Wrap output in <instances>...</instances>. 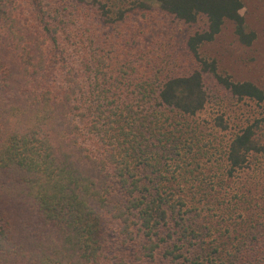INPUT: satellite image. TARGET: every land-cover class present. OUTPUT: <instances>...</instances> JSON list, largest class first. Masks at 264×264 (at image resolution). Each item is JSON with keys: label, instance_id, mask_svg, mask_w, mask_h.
I'll list each match as a JSON object with an SVG mask.
<instances>
[{"label": "trees", "instance_id": "obj_1", "mask_svg": "<svg viewBox=\"0 0 264 264\" xmlns=\"http://www.w3.org/2000/svg\"><path fill=\"white\" fill-rule=\"evenodd\" d=\"M77 3L76 18L82 21L78 37L84 45L78 51L80 66H66L61 75L59 58L47 50L49 41L59 47L67 21L58 1L39 0L30 25L16 0H0V264H107L115 226L136 242L142 240L149 264L158 262L163 243L161 264H226L219 255L202 259L198 248L192 250L198 232L184 222L187 201L177 195L183 187L176 190L163 182L171 179L147 173L140 124L142 116L162 109L200 113L208 101L206 75L238 98L264 102V89L222 74L217 60L200 52L226 21L233 22L242 43H253L257 34L241 13L243 0L137 2L144 9L156 4L185 23L203 16L208 22L187 40L197 67L161 81L152 95H138L146 85L131 80L132 94H122L111 81L108 49L96 40L101 26L123 20L131 7L113 0ZM68 36L70 41L73 34ZM135 99L144 110L134 107ZM218 124L227 127L223 117ZM259 128L252 123L230 142L225 153L230 175L264 156ZM261 247L264 252V241Z\"/></svg>", "mask_w": 264, "mask_h": 264}, {"label": "rangeland", "instance_id": "obj_2", "mask_svg": "<svg viewBox=\"0 0 264 264\" xmlns=\"http://www.w3.org/2000/svg\"><path fill=\"white\" fill-rule=\"evenodd\" d=\"M57 1L67 21L58 36L59 47L49 41L47 50L59 58L56 65L62 75L66 66L76 70L80 66L78 51L84 45L78 37L82 21L77 20L74 10V5L79 3L77 0ZM113 1L131 9L123 20L109 23L105 28L101 26L102 36L96 40L98 45L103 44L108 49L105 61L113 68L114 86L121 87L118 92L131 95L133 86L128 85L144 82L145 90L138 95H152L161 81L190 73L197 67L187 40L195 31L207 27L206 17L185 23L156 4L144 9L136 6L142 0ZM243 3L241 13L249 30L257 34L253 43H242L233 22L226 21L222 31L213 41L204 43L200 52L206 58H215L222 74L230 75L235 81H251L264 89V0H243ZM38 4L39 0H16L22 17H29L24 21L30 25L39 10ZM70 33L73 36L67 41ZM205 85L208 101L200 113L190 116L162 109L147 118L141 117L140 127L145 138L139 141L143 154L149 157L147 173L161 180L171 179L172 182H163L176 190L183 187V193L177 191V195L183 194L187 201L182 215L186 225L199 233L194 235L192 241L196 246L192 250L198 248L202 259L219 255L226 264H264L261 247L264 241V156L250 160L246 168L239 169L233 176L225 161L230 142L244 127L258 122L259 133L264 137V102L234 96L212 75H206ZM135 100L134 107L144 110L143 103ZM218 117H223L226 128L218 124ZM93 140L96 141V137ZM115 227L105 263L149 264L142 240L138 238L137 243L136 238H130V233ZM165 245L159 247L160 257L154 264H161Z\"/></svg>", "mask_w": 264, "mask_h": 264}]
</instances>
